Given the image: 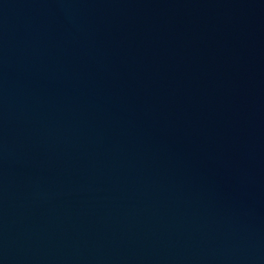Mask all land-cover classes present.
I'll return each mask as SVG.
<instances>
[{
    "label": "water",
    "instance_id": "95a60500",
    "mask_svg": "<svg viewBox=\"0 0 264 264\" xmlns=\"http://www.w3.org/2000/svg\"><path fill=\"white\" fill-rule=\"evenodd\" d=\"M0 264H264V0H0Z\"/></svg>",
    "mask_w": 264,
    "mask_h": 264
}]
</instances>
